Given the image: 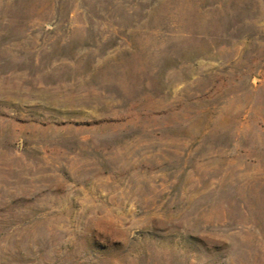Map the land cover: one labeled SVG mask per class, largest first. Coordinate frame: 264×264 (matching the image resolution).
<instances>
[{
    "label": "rangeland",
    "instance_id": "rangeland-1",
    "mask_svg": "<svg viewBox=\"0 0 264 264\" xmlns=\"http://www.w3.org/2000/svg\"><path fill=\"white\" fill-rule=\"evenodd\" d=\"M0 264H264V0H0Z\"/></svg>",
    "mask_w": 264,
    "mask_h": 264
}]
</instances>
